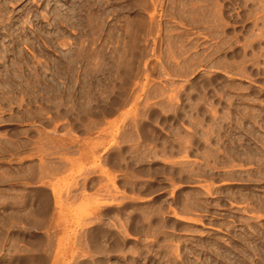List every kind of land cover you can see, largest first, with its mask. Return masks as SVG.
I'll return each instance as SVG.
<instances>
[{
  "label": "rangeland",
  "instance_id": "374dc122",
  "mask_svg": "<svg viewBox=\"0 0 264 264\" xmlns=\"http://www.w3.org/2000/svg\"><path fill=\"white\" fill-rule=\"evenodd\" d=\"M0 264H264V0H0Z\"/></svg>",
  "mask_w": 264,
  "mask_h": 264
}]
</instances>
